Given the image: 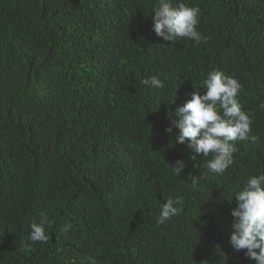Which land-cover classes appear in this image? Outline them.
<instances>
[{
    "label": "trees",
    "instance_id": "1",
    "mask_svg": "<svg viewBox=\"0 0 264 264\" xmlns=\"http://www.w3.org/2000/svg\"><path fill=\"white\" fill-rule=\"evenodd\" d=\"M157 3L0 0V264H255L230 244V213L264 173V0H173L200 8V44L158 37ZM213 70L239 81L258 137L222 175L165 131Z\"/></svg>",
    "mask_w": 264,
    "mask_h": 264
},
{
    "label": "clouds",
    "instance_id": "2",
    "mask_svg": "<svg viewBox=\"0 0 264 264\" xmlns=\"http://www.w3.org/2000/svg\"><path fill=\"white\" fill-rule=\"evenodd\" d=\"M152 15V30L165 41L177 42L181 38L200 44L204 37L197 30L200 17L199 7H190L184 3L173 4V0H158ZM142 83L156 89L163 82L156 76L145 78ZM196 86V85H195ZM193 92L190 101L176 110L179 117L166 132L173 133V127L179 130L171 145L185 144L196 160L201 154L207 157V168L216 175H222L233 163L237 151L235 142L250 140L255 143L256 135H251L250 115L242 109L238 99L241 90L239 81L221 71H211L203 81V89ZM211 157V158H209ZM191 185L196 186V176L189 175ZM229 201V200H228ZM230 202V201H229ZM234 207L230 213L233 218L230 244L236 251H245V256L255 264H264V173L250 176L244 186L235 192ZM183 203V197L168 199L163 204L157 218V225H164L176 216L179 209L175 205ZM231 203V202H230ZM46 216L40 222L30 224L31 243H46ZM28 249L29 245H24ZM83 264H98L89 255Z\"/></svg>",
    "mask_w": 264,
    "mask_h": 264
}]
</instances>
